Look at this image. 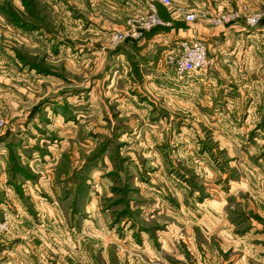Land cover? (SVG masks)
I'll return each mask as SVG.
<instances>
[{"label": "rangeland", "instance_id": "374dc122", "mask_svg": "<svg viewBox=\"0 0 264 264\" xmlns=\"http://www.w3.org/2000/svg\"><path fill=\"white\" fill-rule=\"evenodd\" d=\"M131 1L0 0V187L22 210L0 208V264H264V105L227 110L226 130L224 105L166 78L168 55L149 84L116 53L156 28L113 39L149 2ZM168 1L157 11L188 14ZM186 2L195 25L257 31L245 62L264 78V0ZM20 139L31 164L13 153ZM49 147L61 155L44 159Z\"/></svg>", "mask_w": 264, "mask_h": 264}, {"label": "crops", "instance_id": "0c3cea01", "mask_svg": "<svg viewBox=\"0 0 264 264\" xmlns=\"http://www.w3.org/2000/svg\"><path fill=\"white\" fill-rule=\"evenodd\" d=\"M60 1L63 2V0ZM83 1L84 0H76V2H73L72 0H65L66 7L68 6L69 10H72V6H74L75 9L83 8ZM116 1L117 0H96V4L100 5V3H103L108 5L111 3L117 5ZM186 1L190 0L176 1L177 5L179 4L178 9L181 8V10L184 11L183 13H192L197 11V9H194L193 4L187 3ZM132 3L133 1L131 0H123L121 5L122 8L126 9L128 8L126 6ZM144 3L146 4V1L142 0V4ZM91 6H93L91 8L93 10V14H95V1L91 4ZM165 8L166 7L163 5H158V13L162 19L170 22V27L161 26L153 31L147 32L144 39L140 43L131 42L125 46L123 50L120 49L121 51L119 50L116 52L118 55L125 53L127 59H130L129 67L137 68L135 72H142V76L144 75V72L146 75L156 76L154 80L151 78L152 82H149V79L145 80L146 82H149V84L156 85V82L161 84L164 80L159 77L163 73H161V69H159L158 66H153L159 65L162 58L165 60L168 51L175 47L176 43L181 39L185 40L198 38L206 44L208 56L211 60L210 67L190 73L188 76L182 78L176 77L171 69H169V71L164 70L166 72H164L166 78L170 82L173 81L175 87L181 85L183 87V91L186 89L188 91V96L190 97L188 100L193 99L194 101H199L196 102L198 106L203 107L200 103L202 98L206 101H215L214 108L218 107L220 111L221 109L224 110L225 106V117L223 116V120L225 118V121L223 122L221 118V121L225 124L232 121L231 117V119L226 117L228 115L226 112L227 110L228 112L234 113L241 106L246 109L247 114H250L252 107L261 108V106L264 105V78H261V76L252 77V71H250L245 62V59H249V51L252 47L251 43H253L252 37L256 38L255 36H257V31L254 29L244 28L239 25L230 24L219 27L220 29L217 32L213 31L215 28L210 27L209 25L207 26V22H197L195 25L186 21L181 16V11L177 10L175 7L174 10H170L169 12ZM79 10L78 12H80ZM89 22L92 23L89 27L93 28L110 27L108 25H103L96 18H93V21ZM210 47H212V51ZM239 47L242 50L240 53L237 51L239 50ZM128 61L126 60L127 64ZM237 61H243V67H240ZM233 63H236V67L234 69L232 68ZM224 66H227L226 69H223ZM169 76H171V78H169ZM199 89H201L200 91L202 92L198 91ZM151 104L154 106L152 109L154 110L156 104L150 100V105ZM248 117L249 115L245 117L243 123L248 122ZM252 122L254 123L255 121ZM257 123L260 124L259 127L262 126V128H264V113H262L260 121ZM227 124L226 130L231 127V124ZM20 140V144L14 149L13 153L17 154L21 160L25 159L26 162L31 164V161L35 159L33 157L34 155H28V157L24 156L23 151L28 145H24L25 140ZM4 142H6V140L0 141V159L2 158L3 160H6L9 148L6 147L7 142ZM54 146L59 148L58 145ZM48 150L49 154H47L44 159L48 158L55 160L59 155H61L57 149L49 147ZM56 154L57 156H55ZM5 187V190L0 187V208L5 210L7 209L13 220V217H15L14 212L19 215L22 210L20 204L18 203L19 200L13 198L14 196H18L16 193L12 192L13 184H8ZM30 187L31 186L28 185V188ZM30 194L32 195V193ZM10 198L12 199L11 201L9 200Z\"/></svg>", "mask_w": 264, "mask_h": 264}, {"label": "built area", "instance_id": "2783aa9c", "mask_svg": "<svg viewBox=\"0 0 264 264\" xmlns=\"http://www.w3.org/2000/svg\"><path fill=\"white\" fill-rule=\"evenodd\" d=\"M164 5H169L168 0H159ZM186 21H192L194 14H181ZM249 24L255 25L257 19L248 21ZM135 23L137 25H135ZM170 23L162 19L157 11L154 0L147 1L145 12L139 13L136 19L127 20L126 28L122 31H117L113 35L116 41H135L143 38L147 31L159 26H169ZM166 58L167 65L178 78L186 77L190 73L204 69L210 65V60L207 56L205 44L199 40L179 41L176 46L168 51ZM5 120L2 118L0 110V129L5 125ZM7 214L3 213L0 216V222H6Z\"/></svg>", "mask_w": 264, "mask_h": 264}, {"label": "trees", "instance_id": "16d2710c", "mask_svg": "<svg viewBox=\"0 0 264 264\" xmlns=\"http://www.w3.org/2000/svg\"><path fill=\"white\" fill-rule=\"evenodd\" d=\"M159 27H161V26H159ZM156 28H158V27H156ZM156 28H155V29H156Z\"/></svg>", "mask_w": 264, "mask_h": 264}]
</instances>
